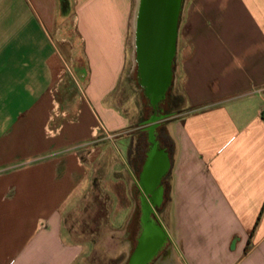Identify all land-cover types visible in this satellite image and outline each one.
Segmentation results:
<instances>
[{
    "label": "crops",
    "instance_id": "crops-1",
    "mask_svg": "<svg viewBox=\"0 0 264 264\" xmlns=\"http://www.w3.org/2000/svg\"><path fill=\"white\" fill-rule=\"evenodd\" d=\"M131 5L0 0V264H80L87 257L86 244L65 231L64 215L93 187V145H110L115 134L107 127L119 128L110 106L118 104L113 91H102L103 77L86 94L91 74L86 66L68 68L65 52L74 56L64 28L83 26L91 39L83 46L100 65L102 54L119 53V75ZM183 11L171 45L157 30L134 41L139 88L148 58L167 48L164 94L183 105L138 128L145 138L144 129H155L167 163L151 188L166 218L167 263L264 264V0H186ZM135 147L126 143L124 187L145 198Z\"/></svg>",
    "mask_w": 264,
    "mask_h": 264
},
{
    "label": "rangeland",
    "instance_id": "rangeland-1",
    "mask_svg": "<svg viewBox=\"0 0 264 264\" xmlns=\"http://www.w3.org/2000/svg\"><path fill=\"white\" fill-rule=\"evenodd\" d=\"M185 1L183 0L182 4L178 31L183 28ZM132 21V18H130L127 29L128 46L125 47V62L119 75V53L107 51L106 54H102L101 59L104 66L100 65L98 62L99 56L95 52H90L89 55V41L91 39L89 40L86 37L83 26H80L79 30V28L75 29L71 25L66 24L64 28L65 33L69 30L70 45L73 47L72 53L75 59L72 61L68 51L65 52L68 68L72 71L74 68V71H76L81 66H86L88 74H91L92 83L88 87L86 94L95 92L96 80L99 77H103L107 81L108 86H102V91L105 88H109L111 92L113 91L112 99H116L115 101L118 104V108H116L113 101L114 103L110 106L113 118L118 121L119 125L117 129L107 127L111 134H115L110 141V145L105 146L102 142H97L93 145L95 149L90 157L92 168L96 170L93 178V187L85 197L80 199L78 205L68 210L64 215L63 224L65 231L74 240L86 244L85 254H87V257L80 264H118L122 260L124 252H126V248L121 241V228L128 221L131 214L129 208L135 200L134 194L124 187L130 181L126 166L129 165L126 143L133 140L136 145L134 150L142 148L146 138L143 135L144 133L138 131V128L143 127L152 118L148 115L147 104L149 103L141 89L136 85L131 72V67L134 64ZM93 26L94 24L91 23L92 29ZM94 29H98L97 21ZM84 40L87 42L86 46L89 47L88 52L86 47H84ZM219 42L223 45L221 41ZM88 57L91 63L87 66ZM82 81H84V76L81 77V84H83ZM110 83L112 84L111 87H109ZM82 86H80L81 89ZM182 106L180 96L171 95L168 103L163 108L165 112L166 110L178 111L183 108ZM103 122L106 123L105 120ZM165 124L166 122H161L160 125ZM120 126L122 127L120 128ZM82 153L81 157L84 156ZM160 157L162 159L163 153H161ZM116 181L119 183L117 184ZM143 184L146 187L145 182ZM122 203L126 207L124 205L120 207ZM159 218L166 229L165 216L160 215ZM142 222H144V226L140 238L144 237L146 233V224L150 227L154 226L153 220L148 218L147 213L143 214ZM167 258L170 259V256Z\"/></svg>",
    "mask_w": 264,
    "mask_h": 264
},
{
    "label": "flooded vegetation",
    "instance_id": "flooded-vegetation-1",
    "mask_svg": "<svg viewBox=\"0 0 264 264\" xmlns=\"http://www.w3.org/2000/svg\"><path fill=\"white\" fill-rule=\"evenodd\" d=\"M172 2L173 0H132L130 18L133 20V46L136 33H143L152 30L150 21L151 6L154 4L161 7L167 5L169 10H172ZM180 4L182 9L183 0H180ZM133 49L134 64L131 67V72L136 85L140 87L141 78H139L136 67L135 46ZM141 89L144 93L143 95L148 99L149 107L151 109V117L153 118L160 113H165V109L161 107L166 105L169 101V98L166 97V93L162 99L153 101L154 95L147 92L146 86ZM145 91L147 93H145ZM154 130L155 129L150 128L143 130L146 134L148 144L146 147L142 148V150L136 149L135 156L132 159V162L137 167L138 183L144 189L146 196L144 198L138 194V196L134 198L136 205L132 209L128 221L121 228V241L126 248V252H124V256L118 264H168L167 257L170 256L171 253V243L168 239L165 226L159 218L161 213L155 198V191L151 188H146L143 184L145 182L146 186H149L153 174L148 169L154 161L161 158L162 151L158 149V145L154 143ZM144 213H147L148 218L153 220L154 226L150 227L146 224V233L144 234V237L140 238L144 226V222H142V216Z\"/></svg>",
    "mask_w": 264,
    "mask_h": 264
},
{
    "label": "water",
    "instance_id": "water-1",
    "mask_svg": "<svg viewBox=\"0 0 264 264\" xmlns=\"http://www.w3.org/2000/svg\"><path fill=\"white\" fill-rule=\"evenodd\" d=\"M180 10V0H173L172 10H169L167 5L161 7L154 4L151 6V29L164 32L166 43L168 41L170 45L171 40H173L177 34ZM167 60V48L165 52H162V49L160 52H157V48H155V52L151 54L148 58L147 64L145 65L147 67L145 70L146 77L144 79L145 86L147 88V92L154 95L153 101H158L164 96V92L168 84ZM150 129H152V127ZM160 160V166L156 167L155 171L152 166L149 167L148 170L151 172L154 171V174L149 186H146V188H154L164 173L167 167L165 157L163 156Z\"/></svg>",
    "mask_w": 264,
    "mask_h": 264
},
{
    "label": "trees",
    "instance_id": "trees-1",
    "mask_svg": "<svg viewBox=\"0 0 264 264\" xmlns=\"http://www.w3.org/2000/svg\"><path fill=\"white\" fill-rule=\"evenodd\" d=\"M166 97L170 99V93L167 92V93H166ZM263 208H264V205L262 206V208H261V210H260L259 216H260V214L262 213ZM258 218H259V217H258ZM258 218H257V221H256L255 224H257V222H258Z\"/></svg>",
    "mask_w": 264,
    "mask_h": 264
}]
</instances>
